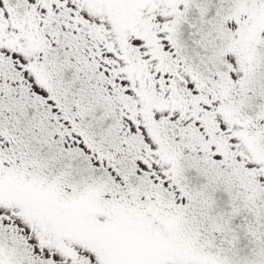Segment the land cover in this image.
Returning a JSON list of instances; mask_svg holds the SVG:
<instances>
[{"label": "snow or ice", "instance_id": "snow-or-ice-1", "mask_svg": "<svg viewBox=\"0 0 264 264\" xmlns=\"http://www.w3.org/2000/svg\"><path fill=\"white\" fill-rule=\"evenodd\" d=\"M0 264H264V0H0Z\"/></svg>", "mask_w": 264, "mask_h": 264}]
</instances>
